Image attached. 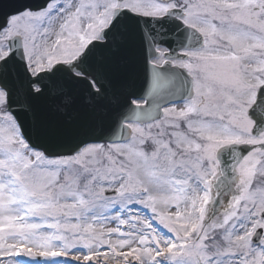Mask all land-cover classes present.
I'll list each match as a JSON object with an SVG mask.
<instances>
[{
  "label": "snow or ice",
  "instance_id": "6c2138e0",
  "mask_svg": "<svg viewBox=\"0 0 264 264\" xmlns=\"http://www.w3.org/2000/svg\"><path fill=\"white\" fill-rule=\"evenodd\" d=\"M0 264H264V0H13Z\"/></svg>",
  "mask_w": 264,
  "mask_h": 264
},
{
  "label": "water",
  "instance_id": "95a60500",
  "mask_svg": "<svg viewBox=\"0 0 264 264\" xmlns=\"http://www.w3.org/2000/svg\"><path fill=\"white\" fill-rule=\"evenodd\" d=\"M28 4L33 7H42L46 0H26ZM13 7V0H0V23L4 22L6 14H8ZM165 27L171 31L172 27L169 22H165ZM147 54L146 46L143 49L137 47L135 53V61L133 64L134 78L132 81L131 93L139 94L141 92V85L143 82L144 72V57Z\"/></svg>",
  "mask_w": 264,
  "mask_h": 264
},
{
  "label": "flooded vegetation",
  "instance_id": "af4514ba",
  "mask_svg": "<svg viewBox=\"0 0 264 264\" xmlns=\"http://www.w3.org/2000/svg\"><path fill=\"white\" fill-rule=\"evenodd\" d=\"M172 24L174 25V31L176 30L177 26L179 25V22H172ZM180 34L182 35V32H180Z\"/></svg>",
  "mask_w": 264,
  "mask_h": 264
}]
</instances>
